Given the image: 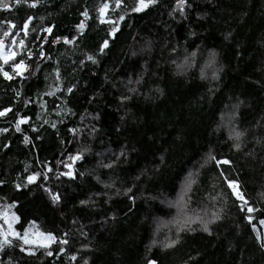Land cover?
<instances>
[{
	"label": "trees",
	"instance_id": "1",
	"mask_svg": "<svg viewBox=\"0 0 264 264\" xmlns=\"http://www.w3.org/2000/svg\"><path fill=\"white\" fill-rule=\"evenodd\" d=\"M104 2L42 0L32 9L11 0L12 36L24 40L16 60L29 68L12 80L0 73V110L12 109L0 116V129H7L0 132V210L19 217L15 231L32 224L56 240L30 256L13 237L0 250V264H264L256 239L264 219V0H187L184 15L173 11L176 0H156L139 13L131 11L135 0L119 8L107 0L114 35L113 24L100 21ZM48 26L51 34L42 31ZM134 44L143 55L132 52ZM195 48L213 51L216 66L170 65L176 51ZM11 63L0 60V67L11 74ZM231 104L242 131L239 149L220 122ZM77 154L81 159H69ZM210 155L231 165L217 167ZM65 164L72 177L61 175ZM191 167L197 175L188 207L216 214L208 215L211 234L182 229L174 234L178 243L165 248L154 240L153 220L169 218L164 203ZM225 178L238 180L248 205ZM248 206L260 211L249 214Z\"/></svg>",
	"mask_w": 264,
	"mask_h": 264
},
{
	"label": "snow or ice",
	"instance_id": "2",
	"mask_svg": "<svg viewBox=\"0 0 264 264\" xmlns=\"http://www.w3.org/2000/svg\"><path fill=\"white\" fill-rule=\"evenodd\" d=\"M42 3V0H15V5L16 6H20L21 4L32 8V9H36L38 7L39 4ZM156 3V0H135V4L133 5V7L131 8L132 12H142L145 9H147L150 5H154ZM187 3V0H176V5L175 8L173 9V11H179V13L181 15H184L185 13V5ZM122 4V0H115V6L117 8H119ZM0 7H2L4 10H11V6L7 3H2V0H0ZM109 10V3L107 2V0H105L104 3H102L100 5V7L97 9V11L100 13V21L101 23H112L113 27L111 29V31L109 32V35H114L115 32L118 30V25L114 24V22L106 20L105 19V15L106 12ZM81 15H83L85 18L88 17V11L85 10L84 12L81 13ZM33 16L29 15L27 17V20L23 23V27L21 29V31L25 32V35H27V29L29 28V25L31 24L32 20H33ZM43 19V18H41ZM120 20L124 19V16H120L119 17ZM10 28H14L15 25L14 24H9ZM78 30H83L84 28V23L81 22L80 24H78L77 26ZM42 31L44 33H48L51 34L53 32V26H48V27H44L42 28ZM9 32H4V36L7 37L9 36ZM41 39H45L44 37H41ZM64 42L67 43H71V41H69L67 38H65ZM19 46L21 48L24 47V41L21 40L19 41ZM4 47V42L2 40H0V49H3ZM108 47V40H104L103 44L100 46V52L103 53V51ZM16 56L17 53L15 51L9 50L7 52H3L0 51V60L3 61L4 64H9V62L11 61V69H12V73L10 74L8 71H5L2 67H0V73L3 74L4 78L6 80H12L14 78V76H20L21 78H23V73L28 71L29 66L26 64L25 60L23 58H21L19 61L16 60ZM41 56H43V53H41ZM28 59H31V55H29ZM87 59L89 61H92L93 63H96L95 58L92 55H88ZM59 75V73H57V76ZM68 92H72V88H68L67 89ZM48 95H51V93H47ZM123 99H128V97H123ZM12 109L11 108H4L3 110H0V116H5L7 113L11 112ZM18 115V113H17ZM28 122V118L25 117H19L16 121L15 124V128L16 131L19 132L20 129V125L23 123H27ZM7 129H0V132H6ZM242 136V133L240 132H236L235 133V141L236 143L234 144V147H236L237 149L240 148V138ZM28 138L25 137V142H27ZM5 147H7V145H5ZM121 155H124V153L122 152ZM70 160H72L73 162H75L76 160L81 159V155L77 154L76 156H71L69 157ZM209 159L212 161H215L217 167H220L222 165H231V161L228 159H220L217 160V158L215 156H209ZM111 165H106V167H110ZM66 168L71 169L72 165L71 164H65ZM49 171H51V169H49ZM40 175L39 173L28 176L27 180L28 183L31 184L36 180V177ZM61 175H66L69 177H72L73 174L71 172V170H69L66 173H61ZM221 176H224V173L221 172L220 173ZM74 178V177H73ZM194 181L188 180L186 183V189L190 188V184L193 183ZM4 181L0 180V184H3ZM225 183L227 184V187L231 190V194L239 201H242L244 205H248V201L247 199H245L243 193L240 190V185L238 180H232V179H227L225 178ZM17 188H20V185H16ZM45 191H48L47 189H45ZM127 192H131V189H127ZM130 199H134L133 197H129ZM53 201H58L59 200V196L57 195H53L52 196ZM82 204H86V201H81ZM8 207H15V205H9ZM243 210V208H242ZM260 211V209L253 207V206H248L247 207V212L249 214L254 213V212H258ZM213 217L216 218V214L213 213ZM0 218L4 219L5 224L7 225V232H5L2 228H0V250L3 249L5 244H10L11 241L8 239L9 236L15 237L18 240H22L24 245H34L38 248H44L47 249L49 247L48 242L50 241H55L56 237L52 236L51 234H44V233H35L34 236L35 238H30L29 235V230L25 229L23 236H21L19 233H17L12 225L13 222L18 221L19 217L16 216L15 213L11 214V218H9V215L7 214V212L4 213H0ZM246 219L248 220L249 223L252 222V216L248 215L246 216ZM211 221H207L204 222L201 218L196 217L195 219H189L186 220L184 223L186 226H188V230H193L191 229L190 225L193 223H201L202 227H203V231L204 232H209V228H208V223H210ZM260 224L264 225V219L260 220ZM179 231V230H178ZM253 232H256V228L253 227ZM209 234H211L209 232ZM258 243H259V247L264 250V237H261L259 234H257L256 237ZM61 244H66L67 240H60ZM155 243V242H154ZM178 243V239L177 240H170L167 243L164 244L165 248H172L174 247L176 244ZM61 251H63V248L60 249ZM20 251L21 252H25L27 251V254L30 256H35V251H33L31 248L29 249H25L24 247H20ZM45 254L47 256H52L53 253L52 251H46ZM73 259H75V257H73ZM85 264H87V262L85 261ZM148 264H157V262L155 260H148Z\"/></svg>",
	"mask_w": 264,
	"mask_h": 264
},
{
	"label": "rangeland",
	"instance_id": "3",
	"mask_svg": "<svg viewBox=\"0 0 264 264\" xmlns=\"http://www.w3.org/2000/svg\"><path fill=\"white\" fill-rule=\"evenodd\" d=\"M14 0H12L13 2ZM2 3H7L11 6V0H2ZM9 12V17L7 16L5 21H0V27L2 28L0 30V34L2 37L4 36V32H6L5 28H8L9 30V36H7V41L2 40L3 42H6V45L4 44L3 49H0V51L7 52L9 50L12 51H19L21 47L19 46V41L18 39H14L12 36L14 34V31L12 30L13 28L9 27V24H12V19H11V12H12V6L11 10H4L2 7H0V18H5V14L8 15ZM24 41V40H23ZM144 44V43H143ZM194 52H188L186 50H178L176 51L173 55L177 56H171L170 58V65L172 67H175L178 71H182L184 69L192 68V67H197L198 70L202 71L205 69V67H215L216 66V61L214 60V53L213 51L209 50H200L199 48H195ZM133 53H138L143 55L144 50L143 47L139 46V44H134V47L132 49ZM217 76V73L215 70H213L211 74V79H215ZM133 84V81H128L124 82L125 85V90L131 89ZM236 111L237 109L233 104H231L229 107L225 109V111L221 115V125L224 128V130L228 133L229 138L233 142V144L236 143L235 141V133L236 132H242L239 128V125L237 123V118H236ZM196 167H191L187 170V172L184 174L179 190L176 194V196L173 199L167 200L164 203V206L168 207L170 210V216L169 218L166 219H155L153 220V227H154V240L157 241L160 244H165L170 240L174 239V234L178 232V230L182 229H188V226L185 225V221L189 219H195L196 217L201 218L204 222L210 221L212 217L208 216L209 214H212V211L209 209H204L199 212V210H193L188 207V200H189V193L194 185L195 182V175H197V172H195ZM71 170L67 168V172ZM188 180L194 181L193 183L190 184V188L186 189V183ZM0 213L2 212V209L0 210ZM8 214V213H7ZM213 215V214H212ZM10 218V216H9ZM14 223L13 222V229H14ZM209 225V223H208ZM191 228H197V227H202L201 223H193L190 225ZM0 228H2L5 232H7V225L4 222L3 218H0ZM203 228V227H202ZM25 229L29 230V235L30 238H35L34 234L35 233H42L39 228H37L36 225L29 224ZM17 232V231H16ZM19 233V232H17ZM23 233H19L21 236H23ZM258 234L261 237H264V225L260 224V230ZM9 240H12L13 237L9 236ZM48 242V244H50ZM24 245V244H23ZM27 249L31 248L32 250L35 248H38L34 245H25ZM148 264V263H147Z\"/></svg>",
	"mask_w": 264,
	"mask_h": 264
}]
</instances>
